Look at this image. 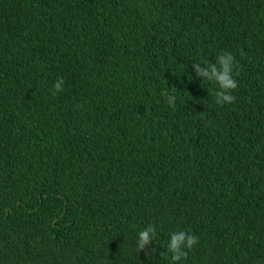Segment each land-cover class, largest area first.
Instances as JSON below:
<instances>
[{"label":"trees","instance_id":"obj_1","mask_svg":"<svg viewBox=\"0 0 264 264\" xmlns=\"http://www.w3.org/2000/svg\"><path fill=\"white\" fill-rule=\"evenodd\" d=\"M0 264H264V0H0Z\"/></svg>","mask_w":264,"mask_h":264},{"label":"clouds","instance_id":"obj_2","mask_svg":"<svg viewBox=\"0 0 264 264\" xmlns=\"http://www.w3.org/2000/svg\"><path fill=\"white\" fill-rule=\"evenodd\" d=\"M219 62V70L214 65H209L211 68L212 76L214 77V82H216L222 91L216 93V103L217 104H227L233 103L235 97L231 95V92L237 88V81L233 76V65H234V56L231 53L225 52L224 55H219L217 57ZM199 71V69H198ZM204 76H207V72L201 73ZM238 75V74H237ZM64 80L59 78L56 81L55 87L57 92L63 90ZM55 95V93H53ZM150 243V234L149 231L139 232V246L138 249H142L145 245ZM198 243V240L195 236L189 235L186 232H179L173 234L170 244V249L175 253L173 256L174 260H180L182 257H187V252H182L181 248L186 247L188 249L193 248L194 245Z\"/></svg>","mask_w":264,"mask_h":264}]
</instances>
